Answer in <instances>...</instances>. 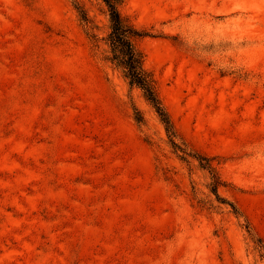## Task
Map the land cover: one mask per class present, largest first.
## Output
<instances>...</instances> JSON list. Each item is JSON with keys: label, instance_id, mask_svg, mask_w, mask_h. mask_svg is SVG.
I'll return each mask as SVG.
<instances>
[{"label": "rangeland", "instance_id": "374dc122", "mask_svg": "<svg viewBox=\"0 0 264 264\" xmlns=\"http://www.w3.org/2000/svg\"><path fill=\"white\" fill-rule=\"evenodd\" d=\"M120 10L222 200L106 60L102 0H0V264H264V0Z\"/></svg>", "mask_w": 264, "mask_h": 264}, {"label": "trees", "instance_id": "16d2710c", "mask_svg": "<svg viewBox=\"0 0 264 264\" xmlns=\"http://www.w3.org/2000/svg\"><path fill=\"white\" fill-rule=\"evenodd\" d=\"M102 1L107 7L110 20V31L104 39L108 47L106 60H108L116 69L121 71L130 86L141 89L144 97L154 108L163 123L172 148L179 154L181 159L187 160L188 158L193 157L199 161L200 167L208 170L211 175L210 190L218 199L222 200V198L219 197V187L223 185V182L215 168L212 166L210 159L201 156L200 154H192L187 148H184L176 141L178 135L176 128L169 112L159 96L156 80L153 74L146 68L145 54L137 43L140 38L151 34L145 30L138 29L121 13L120 6L126 0ZM75 8L85 24L91 23L88 12L80 2H76ZM91 36L97 41L98 38L96 34L93 33ZM136 119L139 123L143 122V118L140 116ZM233 209L237 213L234 206Z\"/></svg>", "mask_w": 264, "mask_h": 264}]
</instances>
